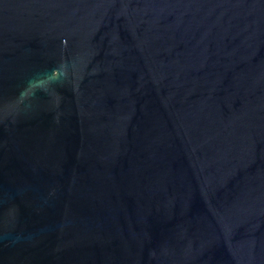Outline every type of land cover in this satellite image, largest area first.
I'll return each mask as SVG.
<instances>
[{
  "label": "water",
  "instance_id": "95a60500",
  "mask_svg": "<svg viewBox=\"0 0 264 264\" xmlns=\"http://www.w3.org/2000/svg\"><path fill=\"white\" fill-rule=\"evenodd\" d=\"M0 264H264V0H0Z\"/></svg>",
  "mask_w": 264,
  "mask_h": 264
}]
</instances>
